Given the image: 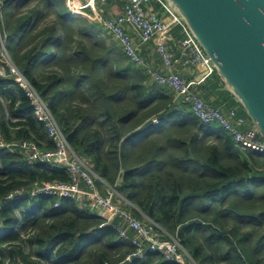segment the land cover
Here are the masks:
<instances>
[{
  "label": "trees",
  "instance_id": "1",
  "mask_svg": "<svg viewBox=\"0 0 264 264\" xmlns=\"http://www.w3.org/2000/svg\"><path fill=\"white\" fill-rule=\"evenodd\" d=\"M104 32L100 22L74 16L66 0H0V67L7 53L49 102L73 149L199 264H264V156L200 121ZM222 87L214 72L198 89L211 105L248 118ZM25 140L54 148L24 89L0 75V144ZM69 179L64 168L31 164L24 152L0 146V264H124L133 244L74 200L5 202L35 181ZM127 264L175 263L148 253Z\"/></svg>",
  "mask_w": 264,
  "mask_h": 264
},
{
  "label": "built area",
  "instance_id": "2",
  "mask_svg": "<svg viewBox=\"0 0 264 264\" xmlns=\"http://www.w3.org/2000/svg\"><path fill=\"white\" fill-rule=\"evenodd\" d=\"M109 0H66L74 16L92 18L102 24L107 33L120 45L129 61L144 67L148 75L157 83L167 86L174 93V100L190 105L193 114L204 124H216L230 133L235 144L256 151L264 156V138L256 128L248 126L249 119L239 115L236 108L224 110L207 102L196 88L207 76L215 72L211 58L196 38L187 30L180 18L172 12L164 0H122V11L114 17L105 15V9L98 3ZM159 3L163 7L161 15L154 7ZM146 7V9L144 8ZM180 24L185 31V38L180 42V55L170 48L168 41L172 26ZM139 42L136 41V37ZM155 42L163 69L159 70L146 62L141 54V46ZM5 67L0 68V75L10 74L21 86L29 98L36 119L41 122L54 148H42L31 141L1 143L25 153L29 163H43L52 167H61L68 171V181H35L30 187L13 190L5 197V202H13L26 197L40 195L54 199V206L60 207L65 199L74 200L80 207L86 208L104 219L101 227L110 225L134 246L128 255L132 258H144L148 253L162 254L175 264H199L184 247L179 238L167 231L161 224L142 213L139 208L122 195L116 186L109 185L92 168L90 160L78 154L71 146L63 129L56 120L49 102H47L13 64L7 53H3ZM201 65L206 75L200 79H188L176 70L180 64ZM158 123V119H153ZM104 184L103 193L97 181ZM4 205L0 201V210ZM134 210L142 213L143 218L135 215Z\"/></svg>",
  "mask_w": 264,
  "mask_h": 264
},
{
  "label": "water",
  "instance_id": "3",
  "mask_svg": "<svg viewBox=\"0 0 264 264\" xmlns=\"http://www.w3.org/2000/svg\"><path fill=\"white\" fill-rule=\"evenodd\" d=\"M164 1L264 138V0ZM153 123L150 119L141 128Z\"/></svg>",
  "mask_w": 264,
  "mask_h": 264
},
{
  "label": "crops",
  "instance_id": "4",
  "mask_svg": "<svg viewBox=\"0 0 264 264\" xmlns=\"http://www.w3.org/2000/svg\"><path fill=\"white\" fill-rule=\"evenodd\" d=\"M110 4L111 5H109L106 9L104 8L105 9V15L109 16V17L110 16L114 17L115 15H117L118 13H120L122 11L124 2L122 0H112ZM156 4L154 5L155 9L157 11H159L162 16L168 17L165 13H163V11H162V9H160V7L156 6ZM185 36H186V34H185V31H184V28L182 25L175 24L172 26L171 33H170V39L168 41V44H169L170 48H172L178 55H180V51H181L180 42L182 39L185 38ZM135 37H136V41L139 42V39L137 38V36H135ZM140 48H141V54L143 55L146 62H148L149 64H151L152 66H154L155 68H157L159 70L163 69L162 60H161L158 52L156 51L155 42H150L149 44L142 45ZM176 70L179 73H181L182 75H184L185 77H187L188 79H200L201 77L206 75V71L201 65H186V64L182 63L176 67ZM208 77H210V76H207L200 84H198L196 86V88L198 89V87L200 85H203L206 82ZM221 82L223 84L222 89L229 92L226 88V85L222 81V79H221ZM236 102L238 103L237 100H236ZM226 110H229V108ZM249 125L252 126L251 121H249L248 126Z\"/></svg>",
  "mask_w": 264,
  "mask_h": 264
},
{
  "label": "rangeland",
  "instance_id": "5",
  "mask_svg": "<svg viewBox=\"0 0 264 264\" xmlns=\"http://www.w3.org/2000/svg\"><path fill=\"white\" fill-rule=\"evenodd\" d=\"M104 37H105L106 41H107L109 44L115 42V39H114L109 33H107V32H104ZM0 68H3V66L0 67ZM0 261H1V259H0ZM50 264H51V263H50Z\"/></svg>",
  "mask_w": 264,
  "mask_h": 264
},
{
  "label": "bare ground",
  "instance_id": "6",
  "mask_svg": "<svg viewBox=\"0 0 264 264\" xmlns=\"http://www.w3.org/2000/svg\"><path fill=\"white\" fill-rule=\"evenodd\" d=\"M196 117V116H195Z\"/></svg>",
  "mask_w": 264,
  "mask_h": 264
}]
</instances>
